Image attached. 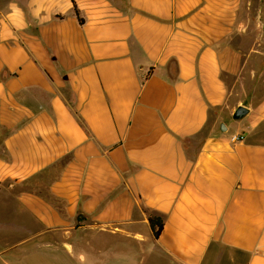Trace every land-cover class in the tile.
I'll use <instances>...</instances> for the list:
<instances>
[{
    "label": "crops",
    "instance_id": "1",
    "mask_svg": "<svg viewBox=\"0 0 264 264\" xmlns=\"http://www.w3.org/2000/svg\"><path fill=\"white\" fill-rule=\"evenodd\" d=\"M259 13L0 0V264H97L89 232L168 264H264Z\"/></svg>",
    "mask_w": 264,
    "mask_h": 264
},
{
    "label": "rangeland",
    "instance_id": "2",
    "mask_svg": "<svg viewBox=\"0 0 264 264\" xmlns=\"http://www.w3.org/2000/svg\"><path fill=\"white\" fill-rule=\"evenodd\" d=\"M259 36L261 34L262 29H264V0H260V13H259ZM263 34V33H262ZM260 49H264L263 45H260ZM262 52V51H261ZM259 52V58L264 57V53ZM261 60V59H259ZM257 69H260L259 74H262L264 70V65H258ZM258 74V75H259ZM264 77V73L262 75ZM225 121L232 122L234 120L233 116L226 115ZM224 121V122H225ZM107 236V237H106ZM98 235L95 232H89L86 234L85 238L88 237L87 240H93L90 244L91 248H97L98 241H100V249L101 251L98 253L101 255L99 257V262L97 264H168L162 259H156L153 256L147 255L146 257H139L134 255L135 251H128L129 249L127 243H123L115 236H108V235ZM93 244L95 247H93ZM66 247L70 248V242H66ZM125 249V250H124ZM109 253L105 256L106 252Z\"/></svg>",
    "mask_w": 264,
    "mask_h": 264
},
{
    "label": "trees",
    "instance_id": "3",
    "mask_svg": "<svg viewBox=\"0 0 264 264\" xmlns=\"http://www.w3.org/2000/svg\"><path fill=\"white\" fill-rule=\"evenodd\" d=\"M74 7H75V12L79 16V21L81 23H83L84 19L79 15V11L77 9L76 4H74ZM149 223H150L151 229L153 231L154 238L157 239L160 236V234L164 228V219H163V217H161L159 215L151 214L149 216Z\"/></svg>",
    "mask_w": 264,
    "mask_h": 264
},
{
    "label": "water",
    "instance_id": "4",
    "mask_svg": "<svg viewBox=\"0 0 264 264\" xmlns=\"http://www.w3.org/2000/svg\"><path fill=\"white\" fill-rule=\"evenodd\" d=\"M248 112H249V109L246 106L239 105L234 110L233 117L235 119H240V118L244 117L246 114H248ZM221 129L226 130V126L224 124H222Z\"/></svg>",
    "mask_w": 264,
    "mask_h": 264
},
{
    "label": "built area",
    "instance_id": "5",
    "mask_svg": "<svg viewBox=\"0 0 264 264\" xmlns=\"http://www.w3.org/2000/svg\"><path fill=\"white\" fill-rule=\"evenodd\" d=\"M244 139V136L241 135V134H236L233 136V140L234 141H240V140H243Z\"/></svg>",
    "mask_w": 264,
    "mask_h": 264
}]
</instances>
